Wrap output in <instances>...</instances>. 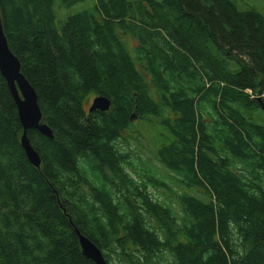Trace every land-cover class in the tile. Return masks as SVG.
<instances>
[{
  "label": "trees",
  "instance_id": "trees-1",
  "mask_svg": "<svg viewBox=\"0 0 264 264\" xmlns=\"http://www.w3.org/2000/svg\"><path fill=\"white\" fill-rule=\"evenodd\" d=\"M0 21L53 136L27 131L35 168L0 73V264H95L77 232L106 264H264V98L245 93L264 91L260 14L0 0ZM93 96L109 109L90 112ZM155 127L153 158L133 155Z\"/></svg>",
  "mask_w": 264,
  "mask_h": 264
},
{
  "label": "water",
  "instance_id": "water-1",
  "mask_svg": "<svg viewBox=\"0 0 264 264\" xmlns=\"http://www.w3.org/2000/svg\"><path fill=\"white\" fill-rule=\"evenodd\" d=\"M0 73L4 78L9 92L15 102L18 119L22 126L20 145L26 159L35 168L40 167V158L31 146L27 137L28 130H35L47 138H53L50 128L41 122V110L38 105L37 94L29 81L20 71L18 58L11 53L0 21ZM110 107L109 99L99 96L93 100L89 111L105 112ZM78 233L81 253L95 264H106L101 251L87 238Z\"/></svg>",
  "mask_w": 264,
  "mask_h": 264
},
{
  "label": "rangeland",
  "instance_id": "rangeland-1",
  "mask_svg": "<svg viewBox=\"0 0 264 264\" xmlns=\"http://www.w3.org/2000/svg\"><path fill=\"white\" fill-rule=\"evenodd\" d=\"M232 1L235 3V5L237 6L239 11H241V12H249V11L256 12V13L261 15V17L264 21V0H232ZM90 3H92V1L91 2L87 1L85 3H79V4L71 7L68 10H63L62 11L63 15L60 18H64L68 15L75 14V13L85 9L86 7H88L90 5ZM95 97L96 96L89 98L87 100V104L90 105V102ZM155 128H156V134L143 132L142 136L136 140L140 144V146L143 148V150L140 149L141 152L137 151L133 144L129 145L134 152L133 155L143 154L147 158H150V157L153 158L155 148H159L161 146L162 138H163L162 133H160V131L158 130L157 127H155ZM122 137L126 138V135L122 134ZM133 141L135 142V140L132 139V142ZM146 142H148L149 145L146 144ZM121 144H122V147L124 148L125 143H123L121 141ZM148 146H151L152 149H154V150L147 148ZM160 192H163V191H157V192H155V194L158 197H160Z\"/></svg>",
  "mask_w": 264,
  "mask_h": 264
},
{
  "label": "built area",
  "instance_id": "built-area-1",
  "mask_svg": "<svg viewBox=\"0 0 264 264\" xmlns=\"http://www.w3.org/2000/svg\"><path fill=\"white\" fill-rule=\"evenodd\" d=\"M245 93H247L250 96V98H252V99L260 100V98H264V91L262 92V94L259 97H255L254 94L252 93V91L248 90V89L245 90Z\"/></svg>",
  "mask_w": 264,
  "mask_h": 264
}]
</instances>
